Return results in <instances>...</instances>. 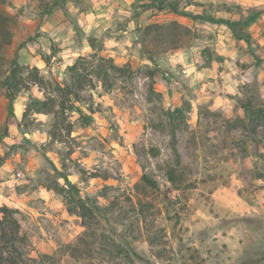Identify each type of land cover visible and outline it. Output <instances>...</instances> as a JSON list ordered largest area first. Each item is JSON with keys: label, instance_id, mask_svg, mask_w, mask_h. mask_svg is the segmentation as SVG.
Listing matches in <instances>:
<instances>
[{"label": "rangeland", "instance_id": "1", "mask_svg": "<svg viewBox=\"0 0 264 264\" xmlns=\"http://www.w3.org/2000/svg\"><path fill=\"white\" fill-rule=\"evenodd\" d=\"M3 205L18 264H264V0H0Z\"/></svg>", "mask_w": 264, "mask_h": 264}, {"label": "trees", "instance_id": "2", "mask_svg": "<svg viewBox=\"0 0 264 264\" xmlns=\"http://www.w3.org/2000/svg\"><path fill=\"white\" fill-rule=\"evenodd\" d=\"M10 76L7 77L5 84L7 85V99L8 103V111L12 112V98L13 95L18 91L16 85L10 80ZM46 102L33 101L32 105H29V109L34 110L36 112H45ZM173 115V111L169 112ZM149 184L155 185L153 181L148 179L147 177H143ZM168 178L171 182H174V178L172 173L168 174ZM19 221L14 215V211L8 208L6 205L0 207V264H18V258L10 255H3L4 251H8L9 249L15 250L14 240L17 238L19 232ZM10 252V250L8 251Z\"/></svg>", "mask_w": 264, "mask_h": 264}]
</instances>
